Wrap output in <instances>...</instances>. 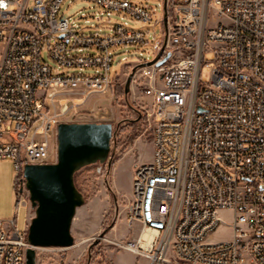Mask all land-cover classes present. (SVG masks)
I'll list each match as a JSON object with an SVG mask.
<instances>
[{
    "label": "built area",
    "instance_id": "1",
    "mask_svg": "<svg viewBox=\"0 0 264 264\" xmlns=\"http://www.w3.org/2000/svg\"><path fill=\"white\" fill-rule=\"evenodd\" d=\"M64 1L0 0V160L17 171L16 215L7 226L0 219V264H26L25 167L57 162L58 126L80 112L72 99L115 89L113 49L123 46L140 51L127 65L136 68L130 92L148 99L153 128L152 159L133 176L134 236L123 248L150 264H264V0H163L160 40L128 21L85 33L58 17ZM86 1L108 22L155 18L132 0ZM221 228L231 238L215 239Z\"/></svg>",
    "mask_w": 264,
    "mask_h": 264
},
{
    "label": "rangeland",
    "instance_id": "2",
    "mask_svg": "<svg viewBox=\"0 0 264 264\" xmlns=\"http://www.w3.org/2000/svg\"><path fill=\"white\" fill-rule=\"evenodd\" d=\"M142 3L155 13L150 24H140L130 17L113 14L109 18L93 2L86 0H65L61 5L59 18L74 20L85 33L109 32L116 21H128L131 26L149 32L150 39L162 38L163 0H132ZM82 13L87 15L86 23ZM114 62L111 79L115 89L102 100H96L95 107L78 112L73 122H98L113 124V138L107 161L84 167L75 174V184L85 198V204L76 211L72 224L74 245L69 248H41L37 250V264H144L142 257L123 248L134 236V229L129 223V205L132 200V181L140 164L147 163L153 154V128L148 121L146 111L150 110L148 99L139 93L125 95L123 90L127 79L132 74L128 64L138 62L140 51L136 46H123L113 49ZM44 59L52 66L47 48L43 49ZM152 58L153 52L147 51L144 59ZM124 58L127 59L124 60ZM76 72L64 69L61 73ZM92 73V71H84ZM204 76L208 77L206 71ZM85 112L86 115H80ZM82 116V117H81ZM72 123V122H70ZM17 171L11 159L0 160V219L7 226L17 212L16 194ZM31 207L29 215L33 217ZM27 210L19 212L18 225L24 227ZM215 239L231 238L226 228H221Z\"/></svg>",
    "mask_w": 264,
    "mask_h": 264
},
{
    "label": "water",
    "instance_id": "3",
    "mask_svg": "<svg viewBox=\"0 0 264 264\" xmlns=\"http://www.w3.org/2000/svg\"><path fill=\"white\" fill-rule=\"evenodd\" d=\"M132 74L125 84L126 94L130 92ZM112 138V123H61L57 162L25 167L24 176L35 211L28 228L30 246L26 250V264H37L38 249L74 245L73 220L77 209L85 204L84 195L75 184V174L84 167L105 163Z\"/></svg>",
    "mask_w": 264,
    "mask_h": 264
},
{
    "label": "crops",
    "instance_id": "4",
    "mask_svg": "<svg viewBox=\"0 0 264 264\" xmlns=\"http://www.w3.org/2000/svg\"><path fill=\"white\" fill-rule=\"evenodd\" d=\"M102 99H103V95L97 94V96H95L94 98H92L86 102H83V100H81V99H72V102H73V105H75L76 109L80 110V112H81L82 110L83 111L89 110V108H91V109L100 108L101 106L95 107L94 103L96 100H102ZM80 115L84 116V115H86V113L82 112V113H80ZM73 121H77V120H73ZM142 259L144 261V264H150L146 258L142 257Z\"/></svg>",
    "mask_w": 264,
    "mask_h": 264
},
{
    "label": "bare ground",
    "instance_id": "5",
    "mask_svg": "<svg viewBox=\"0 0 264 264\" xmlns=\"http://www.w3.org/2000/svg\"><path fill=\"white\" fill-rule=\"evenodd\" d=\"M151 237V234H147V238Z\"/></svg>",
    "mask_w": 264,
    "mask_h": 264
},
{
    "label": "trees",
    "instance_id": "6",
    "mask_svg": "<svg viewBox=\"0 0 264 264\" xmlns=\"http://www.w3.org/2000/svg\"><path fill=\"white\" fill-rule=\"evenodd\" d=\"M123 94L125 95V89L123 90Z\"/></svg>",
    "mask_w": 264,
    "mask_h": 264
}]
</instances>
